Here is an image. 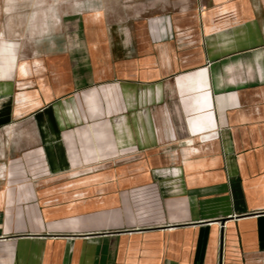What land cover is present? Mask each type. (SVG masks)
Returning a JSON list of instances; mask_svg holds the SVG:
<instances>
[{
  "label": "crops",
  "instance_id": "1",
  "mask_svg": "<svg viewBox=\"0 0 264 264\" xmlns=\"http://www.w3.org/2000/svg\"><path fill=\"white\" fill-rule=\"evenodd\" d=\"M25 2L0 0V264H264V0L65 30Z\"/></svg>",
  "mask_w": 264,
  "mask_h": 264
},
{
  "label": "rangeland",
  "instance_id": "2",
  "mask_svg": "<svg viewBox=\"0 0 264 264\" xmlns=\"http://www.w3.org/2000/svg\"><path fill=\"white\" fill-rule=\"evenodd\" d=\"M39 11L45 13L48 24L52 19L58 18V13L61 12V27L65 30L66 26H72L70 23L76 18L84 17L91 18L95 12H100V17L107 18L115 21L121 17V13L133 11L131 6L140 3L143 0H41ZM37 4L35 0H30L29 3H24V13H29L31 16L37 13ZM108 15V16H107ZM55 16V17H54ZM59 20V19H57ZM73 23V22H72ZM49 26V25H48ZM6 42L8 41L3 39ZM63 43V42H62Z\"/></svg>",
  "mask_w": 264,
  "mask_h": 264
}]
</instances>
